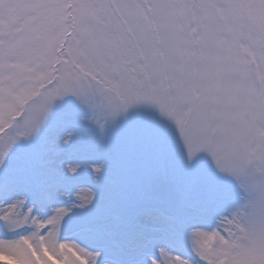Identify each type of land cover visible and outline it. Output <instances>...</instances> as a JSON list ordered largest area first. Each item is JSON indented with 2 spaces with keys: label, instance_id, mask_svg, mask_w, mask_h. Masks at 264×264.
Segmentation results:
<instances>
[{
  "label": "snow or ice",
  "instance_id": "obj_1",
  "mask_svg": "<svg viewBox=\"0 0 264 264\" xmlns=\"http://www.w3.org/2000/svg\"><path fill=\"white\" fill-rule=\"evenodd\" d=\"M0 264H264V0H0Z\"/></svg>",
  "mask_w": 264,
  "mask_h": 264
}]
</instances>
